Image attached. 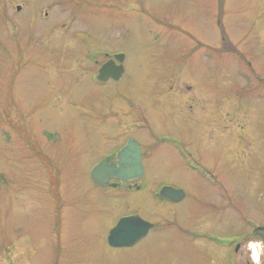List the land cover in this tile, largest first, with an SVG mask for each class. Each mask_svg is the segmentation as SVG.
<instances>
[{
	"label": "rangeland",
	"instance_id": "obj_1",
	"mask_svg": "<svg viewBox=\"0 0 264 264\" xmlns=\"http://www.w3.org/2000/svg\"><path fill=\"white\" fill-rule=\"evenodd\" d=\"M96 47L122 53V80L98 83L87 63L82 77ZM202 112L224 114L213 144L201 141ZM139 113L190 155L162 143L140 191L97 187L92 168ZM239 126L236 141L227 130ZM198 170L233 202L261 203L264 218V0H0V264H200L179 230L207 232L202 221L214 217L216 195ZM163 183L186 198L161 202ZM247 205L238 207L249 216ZM128 213L155 228L131 248L109 247Z\"/></svg>",
	"mask_w": 264,
	"mask_h": 264
},
{
	"label": "flooded vegetation",
	"instance_id": "obj_2",
	"mask_svg": "<svg viewBox=\"0 0 264 264\" xmlns=\"http://www.w3.org/2000/svg\"><path fill=\"white\" fill-rule=\"evenodd\" d=\"M87 1V0H84ZM131 3H137V2H148V1H154V0H130ZM156 1V0H155ZM161 2L162 0H157V2ZM217 3L221 2V0H214ZM93 3L96 6V3L93 1ZM219 5V4H217ZM98 6H102L101 4H98ZM16 6L15 10L17 12L20 11V7ZM97 7V6H96ZM220 7V5H219ZM19 9V10H17ZM133 10V8H132ZM71 13H74V10L71 11ZM220 16V15H219ZM221 21V19L219 18ZM220 23V22H219ZM67 28V27H66ZM107 49L106 47H104ZM103 47H96L91 49L89 52H87V56H89L91 53L98 57V59H93L91 56L85 58L84 60V65H82L81 69H79V73L81 72L82 77L88 76L90 73L88 67H92V73L93 75V80H95L98 83H108V82H119L122 80L124 77V62L125 58L122 55L121 52H117V50H107L104 51ZM103 53V55H102ZM118 57V58H117ZM121 61V62H120ZM88 64L87 65L85 64ZM110 63L113 68L116 70H120V67L122 69V72L119 73L116 79L109 78L104 82H99L97 80L98 72L101 69L102 66L105 64ZM74 72L75 69H73ZM91 71V72H92ZM64 72L63 69L59 71V73ZM113 74H116L115 72H112ZM178 96V99H180L181 104L184 102L186 103V97L183 96L181 92H177L176 94ZM163 109V108H162ZM181 112H184V108L181 107ZM204 111V109H203ZM205 112V111H204ZM202 112L200 114V117L198 120L202 123H205V134H203L201 141H205L206 143H214L218 135L213 132V130H220L218 124L224 120L223 116L224 114L220 113H215L213 112L212 114H204ZM220 112V110H219ZM169 113H174V109H172ZM194 115H197V113H193ZM125 115V113L123 114ZM188 116V113H186ZM198 116V115H197ZM193 118V116H192ZM205 119H210L213 126H206ZM143 121L145 122V126L143 128H139V122ZM125 136L119 141L118 144H115L114 146H111L108 148L104 154L101 155L100 159L98 162H96L95 165L101 163L102 161H106L107 164H115L118 160V153L128 144V141L132 140L134 141L141 153V162H142V167H143V175L141 179L137 180H132L129 182H126L124 185H121L120 182H118L115 178H110L109 184H107L104 187L100 188H124L129 191H140L142 186H139L140 182L145 181L146 179V167L145 163L146 161L152 156V149L155 147L160 146L162 143H167L171 145L173 148L176 150L180 151V147L186 151L187 155H190L188 151V146L186 145L182 138H175L172 135L169 134V136H159V135H154L152 131V127L149 125L147 121H145L144 116L139 113L137 114L136 118L133 119L130 123H127L125 125ZM212 129V130H211ZM133 130H138L139 135H144L146 139H143V137L136 138L133 136ZM228 133L230 132L232 138H236V133L237 131L241 132V135L244 133L245 128L243 126H239L238 129H235L234 131L232 130H227ZM132 133V134H131ZM208 136L206 137V135ZM151 142L146 143L145 140L149 139ZM152 138L155 140V143L152 144ZM205 138V140H204ZM200 139V137H199ZM230 140L224 139L223 142H227ZM157 142V143H156ZM237 143V142H236ZM224 146L231 148L228 144H224ZM239 148L237 146V149H239V153L241 154L240 149H242L243 153H247L248 150L250 151L251 148H248L246 150L243 148L241 144H239ZM228 152V151H227ZM229 153V152H228ZM238 153V152H237ZM193 167L196 166V164H192ZM261 166H263V162L261 163ZM192 167V170L196 172V169ZM113 177V176H111ZM196 177L198 183L199 182H204L205 186L204 188L212 190L215 195V203H213V206L211 209L214 211V217L210 219L209 221L204 222L202 221V224L204 225L203 228H209L207 232L204 230H200L196 235L186 232L183 229H179L182 231V233H187L188 237L191 238L192 236V241L196 243L197 246V252L200 258V264H255V261L253 259V247L250 245H259L258 248L255 249V251L258 253L259 257V264H264V218L262 217L261 220H258V215L257 213L260 211L261 203L259 205L253 206L252 203H236L233 202V193L232 190L230 189H225L217 180L215 177L214 173L212 175L210 174L209 170H198L197 174L194 175ZM94 183V182H93ZM110 184H115V186H110ZM97 186V185H96ZM99 187V186H97ZM162 187H171L177 190H181L183 192V199L180 200L179 202L183 201L186 198V193L184 189L177 187L174 184H160L156 187L155 190V197L160 200L161 202H165L166 204H176L178 202H171L169 200H162L158 198V192ZM145 188V187H144ZM222 189L223 192L220 190ZM249 204V205H247ZM239 205H247V208H251V210L254 213L249 212V216L245 215ZM264 210L262 209V212ZM227 215H231V217H227ZM129 216H135V214H125V216H120L121 217H129ZM233 220L235 223L233 224ZM153 227L150 229L152 230L155 228L156 224H153ZM149 230V232H150ZM148 232V233H149ZM107 242V239H106ZM135 246V245H134Z\"/></svg>",
	"mask_w": 264,
	"mask_h": 264
},
{
	"label": "water",
	"instance_id": "obj_3",
	"mask_svg": "<svg viewBox=\"0 0 264 264\" xmlns=\"http://www.w3.org/2000/svg\"><path fill=\"white\" fill-rule=\"evenodd\" d=\"M120 72H122L121 67L118 71L110 63L105 64L99 70L97 80L104 82L109 78L116 79ZM142 175L140 149L132 140L128 141V144L118 153V160L115 164H107L106 161H102L90 172L91 180L99 187L109 184L110 178H115L121 185H124L126 182L141 179ZM110 186H115V184H110ZM158 196L163 200L179 202L183 199V192L171 187H162ZM151 228L152 224L138 216L123 217L109 231L107 244L116 249L131 248L145 238Z\"/></svg>",
	"mask_w": 264,
	"mask_h": 264
},
{
	"label": "clouds",
	"instance_id": "obj_4",
	"mask_svg": "<svg viewBox=\"0 0 264 264\" xmlns=\"http://www.w3.org/2000/svg\"><path fill=\"white\" fill-rule=\"evenodd\" d=\"M250 246L253 247V259H254V261H255V264H259L258 253L255 251V249L258 248L259 245L257 244V245H254V246H253V245H250Z\"/></svg>",
	"mask_w": 264,
	"mask_h": 264
}]
</instances>
